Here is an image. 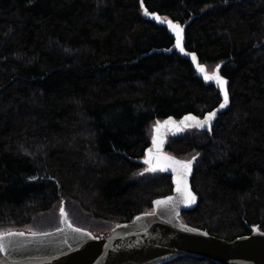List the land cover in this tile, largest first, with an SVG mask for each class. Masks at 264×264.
I'll list each match as a JSON object with an SVG mask.
<instances>
[{
	"label": "trees",
	"instance_id": "1",
	"mask_svg": "<svg viewBox=\"0 0 264 264\" xmlns=\"http://www.w3.org/2000/svg\"><path fill=\"white\" fill-rule=\"evenodd\" d=\"M152 15L188 22L184 51L228 80L210 132L168 137L167 153L195 158L198 203L179 219L226 241L264 232V0H0V232L54 230L63 209L105 234L171 193L132 160L157 121L220 97L190 60L159 53L174 38Z\"/></svg>",
	"mask_w": 264,
	"mask_h": 264
},
{
	"label": "water",
	"instance_id": "2",
	"mask_svg": "<svg viewBox=\"0 0 264 264\" xmlns=\"http://www.w3.org/2000/svg\"><path fill=\"white\" fill-rule=\"evenodd\" d=\"M143 14H146L143 10ZM156 15L148 16L156 20L160 25L167 27L169 34L174 38V44L168 50H160L165 54L176 52L183 59L192 62L195 75L205 84L214 85L219 91L220 103L203 117L194 114H186L176 119L172 116L157 121L152 127V138L149 146L144 150L141 158L132 160L149 168L144 161L152 150L153 157L159 155L171 157L174 160L187 162L189 160L179 159L166 152L168 137H178L189 129L210 132L219 117L229 106L228 80L220 73V65L208 73L204 65H199L198 58L194 53L184 51V30L188 24L182 26L180 47H177L175 32L168 26L170 20L156 19ZM172 22V21H171ZM173 23V22H172ZM176 24V23H173ZM183 49V51H181ZM195 56V61L193 60ZM198 66L205 69L209 75L218 73L227 83L225 90L228 101L225 107L224 93L220 91L214 80L206 81L204 75L198 71ZM215 112V117L210 124L203 128L196 127L195 121H187L185 126L181 121L185 117L194 116L198 121H203L210 113ZM172 123L168 124L167 121ZM158 129V130H157ZM161 143L159 149L153 144V138ZM191 171L183 177L188 189L195 196V201L188 203L176 191L177 172L172 168L165 171L157 169L155 172L164 173L171 177L172 190L169 195L159 197L151 202L152 211L134 216L130 221L115 225L105 234L94 235L90 231L74 226L68 219L66 213L61 215L59 227L46 232H28L25 230H8L0 232L3 235L4 249L0 250V264H164L177 257L189 255L199 259H208L216 264H264V232L257 226H250V234L226 241L213 237L206 232L184 224L179 216L184 211L192 210L198 203V197L191 188L193 175V163L191 158ZM155 163V161H154ZM171 201L167 204L157 205L155 202ZM79 229L80 231H76ZM191 229L192 231H189ZM8 233L22 234L8 236Z\"/></svg>",
	"mask_w": 264,
	"mask_h": 264
},
{
	"label": "snow or ice",
	"instance_id": "3",
	"mask_svg": "<svg viewBox=\"0 0 264 264\" xmlns=\"http://www.w3.org/2000/svg\"><path fill=\"white\" fill-rule=\"evenodd\" d=\"M156 19H159V17H156ZM168 26L175 32V35L177 37V45L176 46L180 47V37H181V33H182V28L178 24H173L171 21L168 22ZM181 51H183V49H181ZM192 58L195 61L196 58L194 55ZM218 67L219 66H217V68ZM198 71H200L204 75V79L206 81L214 80L218 84L220 91L224 93V104H221L220 107L221 108L225 107V105L227 104V101H228V95H227V92L225 90V85L227 82L222 77H220L218 75V73L214 72L211 75L207 74L205 72V69L201 66H198ZM215 115H216L215 112H210L205 117V119L203 121H198L196 119V117H194V116H188V117H185L183 121H181V124L190 127L191 125H187L186 122L187 121H195L196 127L203 128L205 126V124H210L211 120L215 117ZM166 123L170 124L172 122H171V120H169ZM160 143L161 142L158 141L155 137L153 138V144L157 146V150L159 149ZM193 159H195V158H193ZM154 161H155V163H154ZM144 163L149 165V168L146 169V171H151V172H155V171H157V169H159L160 171H165L168 168H172V170L174 172H177V174H178L177 178H176V184H177L176 191L181 194V196L185 199L186 202L192 203L195 201V199H196L195 196L188 189L187 184L184 182V179H183V177L186 176V174L191 171V163H192L191 160H189L187 162H183V161H179V160H174L171 157H164V156H159V155L153 157L152 150H149L148 157L145 159ZM171 199L172 198L169 197L167 201L158 200L155 203L157 205L167 204L169 201H171ZM61 215L62 216L64 215L63 209H61ZM76 231H80V230L76 229ZM189 231H192V230L189 229ZM7 235L12 236V235H22V234L8 233ZM2 241H3V235H0V250L4 249V244Z\"/></svg>",
	"mask_w": 264,
	"mask_h": 264
},
{
	"label": "rangeland",
	"instance_id": "4",
	"mask_svg": "<svg viewBox=\"0 0 264 264\" xmlns=\"http://www.w3.org/2000/svg\"><path fill=\"white\" fill-rule=\"evenodd\" d=\"M58 211L59 210H57L56 212H55V216H56V221H55V223H54V229H56V228H58L59 227V213H58ZM68 212V211H67ZM69 212H70V209H69ZM69 221L74 225V226H76V227H79V228H81V229H85V230H87V231H90L91 233H93L94 235H100V234H104V231H100V227L98 226V225H95V224H93V223H91V224H84V225H82L81 223V225L80 224H78L77 222H75L74 221V216H69ZM78 221H80V222H82L81 220H78ZM26 230H28V231H30L31 229H26Z\"/></svg>",
	"mask_w": 264,
	"mask_h": 264
},
{
	"label": "bare ground",
	"instance_id": "5",
	"mask_svg": "<svg viewBox=\"0 0 264 264\" xmlns=\"http://www.w3.org/2000/svg\"><path fill=\"white\" fill-rule=\"evenodd\" d=\"M212 73V72H211ZM203 117V116H202ZM195 162V161H194ZM194 164V163H193ZM169 195V194H168ZM198 197V196H197ZM194 209V208H193ZM201 230V229H200ZM203 231V230H202ZM205 232V231H204ZM207 233V232H206ZM208 234V233H207ZM210 235V234H209ZM212 236V235H211ZM214 237V236H213ZM217 238V237H216Z\"/></svg>",
	"mask_w": 264,
	"mask_h": 264
}]
</instances>
